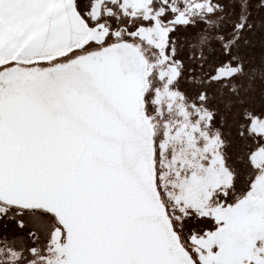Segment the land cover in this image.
<instances>
[{
    "label": "snow or ice",
    "instance_id": "6c2138e0",
    "mask_svg": "<svg viewBox=\"0 0 264 264\" xmlns=\"http://www.w3.org/2000/svg\"><path fill=\"white\" fill-rule=\"evenodd\" d=\"M0 264H264V0H0Z\"/></svg>",
    "mask_w": 264,
    "mask_h": 264
}]
</instances>
